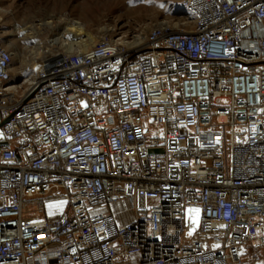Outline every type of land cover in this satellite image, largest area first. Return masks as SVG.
<instances>
[{
  "label": "built area",
  "instance_id": "built-area-1",
  "mask_svg": "<svg viewBox=\"0 0 264 264\" xmlns=\"http://www.w3.org/2000/svg\"><path fill=\"white\" fill-rule=\"evenodd\" d=\"M181 8L26 85L0 17V264H264V0Z\"/></svg>",
  "mask_w": 264,
  "mask_h": 264
},
{
  "label": "rangeland",
  "instance_id": "rangeland-1",
  "mask_svg": "<svg viewBox=\"0 0 264 264\" xmlns=\"http://www.w3.org/2000/svg\"><path fill=\"white\" fill-rule=\"evenodd\" d=\"M182 0H0L5 46L13 56V78L21 83L54 56L69 53L65 44L49 45L54 34L78 22L86 33L100 37L107 26L110 34L147 32L154 24L183 20ZM86 7V9L84 8ZM53 22L42 28L41 23ZM35 25L41 48L26 42L27 27ZM108 34V33H107ZM49 53H53L49 55ZM54 55V56H53ZM36 213L35 209H32Z\"/></svg>",
  "mask_w": 264,
  "mask_h": 264
},
{
  "label": "bare ground",
  "instance_id": "bare-ground-1",
  "mask_svg": "<svg viewBox=\"0 0 264 264\" xmlns=\"http://www.w3.org/2000/svg\"><path fill=\"white\" fill-rule=\"evenodd\" d=\"M86 9V7H84ZM164 23V22H163ZM53 22L49 21L46 23L39 24L42 28H50L52 27ZM24 31L28 33V37L26 38V42H31L32 40L35 41V48H41L39 46V43L37 42V37L39 36V32L37 31V28L35 25H31L27 27ZM108 33V34H107ZM102 36L100 37H94L90 33H86V30L84 26L81 25V23L75 22L71 26V28L63 27L62 32L59 34H54V37H52L49 41V45H61L65 44L67 46V51L69 53H85L90 48L97 45L100 40L106 36H109V30L107 29V26L101 29ZM115 36H121V40H123L125 43H127V39L129 38L128 34L126 33H117V34H110ZM140 36V35H138ZM141 37V36H140ZM137 42V38H136ZM6 47V46H5ZM53 54V53H52ZM49 53V55H52ZM54 56V55H53ZM48 63V64H47ZM65 63V53L62 55L54 56L52 59H49L47 62H45V66L49 65L50 67H60ZM41 68V64L37 66V69ZM23 83V80L21 81V84ZM60 213V209H58L55 214Z\"/></svg>",
  "mask_w": 264,
  "mask_h": 264
},
{
  "label": "snow or ice",
  "instance_id": "snow-or-ice-1",
  "mask_svg": "<svg viewBox=\"0 0 264 264\" xmlns=\"http://www.w3.org/2000/svg\"><path fill=\"white\" fill-rule=\"evenodd\" d=\"M60 203H61V205H62L64 202L61 201ZM52 207H53V205H49V208H52ZM188 211H189V213H196V214H198V213L200 212L199 209H189ZM189 235H191V232L189 233ZM217 247H218V246H217Z\"/></svg>",
  "mask_w": 264,
  "mask_h": 264
}]
</instances>
